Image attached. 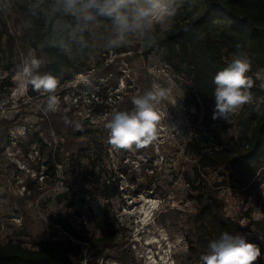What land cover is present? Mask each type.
<instances>
[{"label":"rangeland","instance_id":"rangeland-1","mask_svg":"<svg viewBox=\"0 0 264 264\" xmlns=\"http://www.w3.org/2000/svg\"><path fill=\"white\" fill-rule=\"evenodd\" d=\"M28 3L0 0L13 38L11 49L4 42L0 47V244L37 249L41 241H68L57 225L66 220L90 240L75 244L92 264H150L149 256L158 263L165 257L171 264H203L201 256L213 239L199 219L198 201L190 199L200 188L216 192L224 218L248 229L242 236L260 237L264 177L251 196L228 184L215 187L222 181L216 172L201 175L205 184L195 177L194 160L185 152L193 110L186 112L182 103L191 85L160 59L158 51L145 54V39L173 24L172 9L160 4L164 11L150 15L120 40L114 28L108 31L95 22L88 66L57 89L59 105L50 111L46 95H27L32 85L24 70L35 59L21 14ZM141 4L152 7L148 0ZM90 12L83 7L79 11L86 17ZM39 61L36 73L43 75L47 61ZM258 74L264 78V72ZM154 84L166 90L154 102L160 114L155 139L140 147L114 148L106 127L111 115L133 111L132 99ZM186 177L197 190L189 193L192 184ZM149 200L157 202L153 219L144 233L136 232L141 222L135 211L150 205ZM99 223L107 235L116 231L111 242H93L101 235ZM152 233L158 242L145 245ZM77 259L75 264H84ZM256 264H264V256Z\"/></svg>","mask_w":264,"mask_h":264},{"label":"trees","instance_id":"trees-1","mask_svg":"<svg viewBox=\"0 0 264 264\" xmlns=\"http://www.w3.org/2000/svg\"><path fill=\"white\" fill-rule=\"evenodd\" d=\"M159 4L172 9L173 24L161 35L145 39V54L158 51L160 59L191 85L182 103L186 112L193 110V132L185 152L194 160V175L205 184L201 175L216 172L222 181L215 187L228 184L235 192L251 196L264 177V89L256 78L264 72V0H159ZM81 8L77 5V10L66 11L64 0H29L21 11L24 36L34 58L45 57V74L59 78L57 89L88 66L94 51L91 26L97 22L105 30L114 28L111 19L94 10L83 16ZM2 42L12 48L13 38L0 10V47ZM237 43L252 63L249 75L254 79L250 90L253 101L227 120H213L212 77L227 66ZM40 94L32 86L27 91L30 98ZM185 179L192 184L189 193L197 190L188 177ZM114 194H108V198ZM190 199L198 201L199 219L213 240L224 232L243 235L248 230L224 218L223 203L216 192L200 188L195 197L190 194ZM57 225L74 241H41L37 249L20 243L0 244V264H75L76 257L82 262V248L75 243L87 244L90 240L66 220ZM97 226L101 235L93 242H111L116 231L112 229L107 235L100 223ZM246 240L257 244L264 256V229L260 237ZM86 264L92 263L87 260Z\"/></svg>","mask_w":264,"mask_h":264},{"label":"clouds","instance_id":"clouds-1","mask_svg":"<svg viewBox=\"0 0 264 264\" xmlns=\"http://www.w3.org/2000/svg\"><path fill=\"white\" fill-rule=\"evenodd\" d=\"M64 5L66 11L77 10V5H82L85 11L94 10L97 15L111 19L117 40L141 27L142 22L150 15L157 14L158 10L164 11L159 0H153L151 8L144 7L141 0H64ZM235 47L231 61L212 77L215 85L213 120H227L253 101L250 90L254 86V79L249 75L252 63L248 55L241 51L240 44L237 43ZM39 67L40 61L33 59L25 67L24 75L35 91L47 96V109L56 111L59 97L55 92L59 78L51 73H36ZM256 78L261 80L259 87L264 89V78L259 74ZM165 95L166 90L154 84L151 90L132 99L133 111H115L106 125L109 130L108 142L120 149L130 148L133 144L140 147L155 139L160 114L154 102ZM261 255L257 244L248 242L242 235L224 232L218 239L209 242L208 251L201 256V260L203 264H256Z\"/></svg>","mask_w":264,"mask_h":264},{"label":"bare ground","instance_id":"bare-ground-1","mask_svg":"<svg viewBox=\"0 0 264 264\" xmlns=\"http://www.w3.org/2000/svg\"><path fill=\"white\" fill-rule=\"evenodd\" d=\"M147 202H149L150 205H147V207L142 205V207L140 208L139 211H135V213L139 214L138 215L139 218H140L139 222H141V226L140 227H139V225H137L138 228H137L136 232L142 231L144 233L146 231V228L150 226V223H151V221L153 219L152 218V212H153L152 209L154 210V208L157 207V202L153 201V200H149ZM132 213H134V211ZM161 236H163L162 239H165L166 235L164 233H162V231H161ZM137 240H139L138 237H137ZM146 240H147V243L145 245H150V244H154V243L158 242V239H156V237L153 235V233L148 235ZM170 245H172V244H169L168 247H170ZM166 253L168 254V250L166 251ZM148 258H149V260H151L150 264L151 263L152 264H155V263L156 264H171L170 259H166L165 257L161 258L159 263L156 262L155 259H153L152 256L151 257L149 256Z\"/></svg>","mask_w":264,"mask_h":264},{"label":"built area","instance_id":"built-area-1","mask_svg":"<svg viewBox=\"0 0 264 264\" xmlns=\"http://www.w3.org/2000/svg\"><path fill=\"white\" fill-rule=\"evenodd\" d=\"M111 53H112V52H111ZM104 56H106V54H104ZM68 238H69V240H72L71 237H68ZM72 241H74V240H72ZM82 262H83L84 264H86V263H87V259H83Z\"/></svg>","mask_w":264,"mask_h":264}]
</instances>
